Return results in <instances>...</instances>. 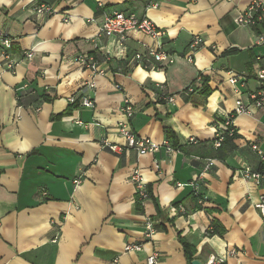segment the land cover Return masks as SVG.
<instances>
[{
    "label": "crops",
    "instance_id": "crops-1",
    "mask_svg": "<svg viewBox=\"0 0 264 264\" xmlns=\"http://www.w3.org/2000/svg\"><path fill=\"white\" fill-rule=\"evenodd\" d=\"M252 1L163 0L147 15L167 30L165 47L177 59L145 69L131 58L152 44L150 38L131 32L120 46L116 37L100 34L107 13L143 16L139 1L0 0V38H11L17 61L12 72L0 69V264H146L152 252L158 264H192L179 236L202 264L210 255L226 264H264V220L253 207L263 187L239 174L244 165L260 168L249 144L264 148V107L235 118L236 148L205 172L209 158L199 146L215 138L221 112L234 110L237 95L226 72L247 76L244 101L256 88L254 58L264 55V43L256 40L264 35V20L260 29L236 21ZM42 2L58 13L35 14ZM195 35L206 45L189 62ZM84 54L94 55L104 73L91 75L78 61ZM199 77L209 94L182 93L192 83L197 88ZM158 85L174 102L159 99ZM30 88L49 100L28 96L27 106L20 105L17 96ZM71 97L77 106L57 118L73 104ZM84 98L94 106H83ZM125 98L135 110L129 123L137 136L163 143L169 131L183 149L143 156L126 150L117 131L126 119ZM136 169L150 194L139 207ZM213 221L222 234H209ZM133 244L143 247L125 250Z\"/></svg>",
    "mask_w": 264,
    "mask_h": 264
},
{
    "label": "built area",
    "instance_id": "built-area-1",
    "mask_svg": "<svg viewBox=\"0 0 264 264\" xmlns=\"http://www.w3.org/2000/svg\"><path fill=\"white\" fill-rule=\"evenodd\" d=\"M139 1L143 5L145 14L143 16L137 15L136 13H126L123 11H114L112 13H107L104 16L102 25L100 27V34L107 37H116L120 46H125L131 32H138L152 40V44H144L142 51H136V53L131 58L133 65H141L145 69H154L159 65L170 66L173 65L177 59L176 55L169 52L165 47V40L168 36L166 29L159 27L148 15L147 11L152 9H157L160 7L163 0H133ZM34 13L38 16H53L58 13L57 9L47 3H39L34 7ZM68 22L69 18H65ZM264 20V0H253L245 10L240 12L236 21L242 26H249L252 28L260 27ZM264 43V35L260 33L256 40V45H261ZM205 41L200 35L193 36L190 44L189 51L186 58L189 62H193V56L200 49L205 47ZM13 43L9 36L2 35L0 38V69L4 71H14L17 66V61L15 60L11 49ZM25 57L30 59L33 57V52L29 51L25 54ZM78 61L81 62L85 69L89 70L91 75L103 74L104 71L100 69L98 61L94 55L84 54L78 57ZM151 61L155 62L156 65H151ZM255 65V80L256 88L247 91V101L243 100L242 88L245 85L247 76L242 74H236L232 71H227L229 83L233 87V92L237 95V100L235 102L234 110L231 112L222 111L219 119L215 121V141L214 146L219 147L224 136H233L237 134V129L234 126V120L239 115L251 114L255 109H261L264 107V55L257 54L254 58ZM198 87L201 88L203 81L202 77H199ZM90 87H94L95 83L90 81ZM195 85L192 83L187 87L185 93L194 92ZM118 90L122 88L119 85L115 86ZM161 89L159 98L165 100L168 103H172L175 100V95H169L165 91L163 85H158ZM246 94V93H245ZM69 102L74 103L76 99L71 97ZM81 104L85 107L92 108L94 102L91 99L84 98ZM122 112L125 114L126 119L119 122L117 126V131L120 136L125 140L124 147L126 150H134L139 156L146 154H155L166 149L168 153L175 152L177 148L172 144V142L166 139L163 143H157L152 141L150 138H143L136 135V133L131 128L129 123L130 119L134 115V108L131 105L128 98L124 99L123 106L121 108ZM220 120V121H219ZM194 139H189L188 143L194 142ZM251 151L258 157L261 167L264 168V148L260 147L257 143L252 142L249 144ZM113 150H117V146L112 147ZM214 166V159H208L204 167V172L211 169ZM239 174L248 181H253L257 186H262L263 190L259 199L253 203L254 209L258 212L260 217L264 220V169L252 170L250 166L244 165L240 170ZM202 175L197 178L196 183L199 182ZM132 180L135 183L136 196L142 202L148 199L149 190L146 186L145 178L140 169L134 170L132 173ZM190 185L195 187V193L199 196L197 190L198 185L191 182ZM177 186L181 187L184 184L178 183ZM202 203V201H200ZM174 206H171L168 211L174 212ZM177 210L180 212H185L183 205L179 204ZM148 229L152 232L153 227L149 222L147 225ZM142 244L127 245L125 250H141ZM238 252L235 249L230 250L231 255H236ZM159 254L152 252L148 258L146 264H158ZM205 264H226V260L222 256L210 255L208 261Z\"/></svg>",
    "mask_w": 264,
    "mask_h": 264
},
{
    "label": "trees",
    "instance_id": "trees-1",
    "mask_svg": "<svg viewBox=\"0 0 264 264\" xmlns=\"http://www.w3.org/2000/svg\"><path fill=\"white\" fill-rule=\"evenodd\" d=\"M262 25V24H261ZM256 29H260V27H257ZM202 80H204V83L202 84L201 88L200 87H195L194 88V92H190L189 94L190 95H193V94H198V93H205V94H209L210 93V90L208 88H206V82H205V77H202ZM187 90V89H186ZM183 91L182 93H185L186 92ZM161 91H159L158 95H160ZM33 95V96H32ZM37 92L36 90H34L33 88H30L29 90L25 91L23 94H19L17 96V100L19 102L20 105H23V106H27V102L28 100H30L28 98V96H31V97H34L35 100L39 101L41 98L44 99V100H49V98L47 97V95L43 94L42 96H37ZM193 97L190 96V98H188V100L190 101V99H192ZM160 99V98H159ZM162 101H165V100H162ZM77 106V102L73 103V104H70L69 107L67 108V110L61 114H59L57 116V118H60V117H63V116H66L68 114L71 113L72 109L75 108ZM220 121V120H219ZM167 135H168V140H170L172 142V144L178 149L182 150L183 149V146H181V144L179 143V141H177L176 139V136L174 134H172V132H167ZM237 134L233 135V136H228V135H225L224 136V140L222 141V143L220 144L219 147H215L214 146V141L215 139H213L211 142H202V143H199V146H203L202 148H206L205 150V155L210 159H219V160H222V161H225V159L229 156V154L236 148V144H235V139L237 138ZM173 139V140H172ZM264 168L261 167L260 165V168L258 170L262 171ZM149 197H150V194H149ZM138 199V198H137ZM142 203L141 200H137V206ZM175 206H178L179 204H174ZM138 206V207H139ZM158 211H159V208L157 207ZM224 232V229L222 227V225L217 222V221H213L212 225H211V229L209 230V234H216V233H219V234H222ZM179 240L181 242V244L183 245V248H184V252H185V255L188 259L189 262H192L193 261V254H194V248L193 246L184 238L180 237L179 236Z\"/></svg>",
    "mask_w": 264,
    "mask_h": 264
},
{
    "label": "water",
    "instance_id": "water-1",
    "mask_svg": "<svg viewBox=\"0 0 264 264\" xmlns=\"http://www.w3.org/2000/svg\"><path fill=\"white\" fill-rule=\"evenodd\" d=\"M192 264H202V263L200 261H198V260H193Z\"/></svg>",
    "mask_w": 264,
    "mask_h": 264
}]
</instances>
